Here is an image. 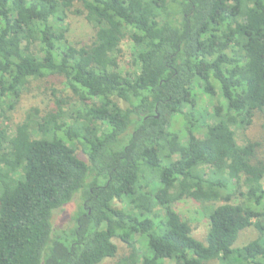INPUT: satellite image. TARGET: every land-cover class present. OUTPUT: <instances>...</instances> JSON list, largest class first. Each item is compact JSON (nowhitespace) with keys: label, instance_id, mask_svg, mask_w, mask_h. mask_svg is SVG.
<instances>
[{"label":"trees","instance_id":"16d2710c","mask_svg":"<svg viewBox=\"0 0 264 264\" xmlns=\"http://www.w3.org/2000/svg\"><path fill=\"white\" fill-rule=\"evenodd\" d=\"M70 14L91 44L70 43ZM50 78L81 107L0 126V264H102L115 239V264H264V139L239 148L233 130L264 113V0H0L2 115ZM187 201L207 211L205 242L175 211Z\"/></svg>","mask_w":264,"mask_h":264},{"label":"rangeland","instance_id":"374dc122","mask_svg":"<svg viewBox=\"0 0 264 264\" xmlns=\"http://www.w3.org/2000/svg\"><path fill=\"white\" fill-rule=\"evenodd\" d=\"M66 23L69 26L67 38L72 45L80 48L91 44L95 31L87 24L83 17L70 14ZM121 51L118 59L121 71L126 75H134L137 73V69L133 63L132 45L128 39H125L122 43ZM53 91H56V94H53ZM57 100H64L65 104L63 108L64 113L67 115L65 122H69L68 117L81 107V103L78 101L77 97L68 90L64 79L50 78L39 82H32L28 86L27 91L22 94L19 105H17L13 111L6 113L5 116H3L0 111V126H3L9 133H12L15 127L25 120L30 110L38 109L40 111V116H45L50 111L56 110L57 107L55 102ZM200 104L204 108H209L206 102ZM214 113L220 116L221 110L216 108L214 109ZM233 130L239 148L244 147L250 140L259 141L264 139V113H257L252 125L245 130L238 126L234 127ZM79 205L80 200L77 197L74 203L58 211L53 218L55 228L64 229L66 227L64 219L68 216H73L78 211ZM114 206L116 208H122V205L118 202H115ZM175 211L191 224L193 237L201 242H205L209 229L208 219L204 216L207 211L203 210L201 205L194 201H187L176 205ZM153 212L156 215H163L162 209L158 206L153 209ZM258 237V231L251 227L240 233L235 248L246 246ZM114 243L119 249L117 258L114 260H106L102 264H115L119 259L129 254L126 246L119 240L115 239ZM138 247L140 248L141 246L138 244ZM210 264L220 263L219 261H215Z\"/></svg>","mask_w":264,"mask_h":264}]
</instances>
